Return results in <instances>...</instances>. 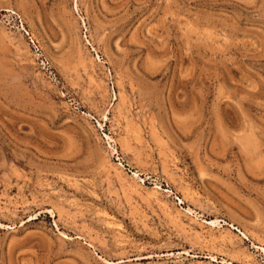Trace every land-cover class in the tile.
I'll return each mask as SVG.
<instances>
[{
    "label": "rangeland",
    "instance_id": "374dc122",
    "mask_svg": "<svg viewBox=\"0 0 264 264\" xmlns=\"http://www.w3.org/2000/svg\"><path fill=\"white\" fill-rule=\"evenodd\" d=\"M0 264H264V0H0Z\"/></svg>",
    "mask_w": 264,
    "mask_h": 264
}]
</instances>
